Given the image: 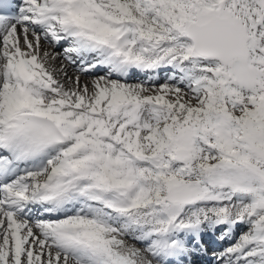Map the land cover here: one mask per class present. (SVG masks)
Returning <instances> with one entry per match:
<instances>
[{
    "label": "snow or ice",
    "instance_id": "snow-or-ice-1",
    "mask_svg": "<svg viewBox=\"0 0 264 264\" xmlns=\"http://www.w3.org/2000/svg\"><path fill=\"white\" fill-rule=\"evenodd\" d=\"M216 231L264 264V0H0V264H192Z\"/></svg>",
    "mask_w": 264,
    "mask_h": 264
},
{
    "label": "bare ground",
    "instance_id": "bare-ground-1",
    "mask_svg": "<svg viewBox=\"0 0 264 264\" xmlns=\"http://www.w3.org/2000/svg\"><path fill=\"white\" fill-rule=\"evenodd\" d=\"M43 48H44V46H43ZM43 50H45V51H48L49 53H51V54H54L56 57H57V59H56V61H59V62H57V63H55L56 61H54V62H52V67L53 68H59V67H61V65L63 66V67H66L67 68V72H68V75L69 76H74L75 75V70H74V68H72L71 66H69L65 61H64V59H63V57L61 56V54L60 53H57V52H55V49H53V48H46L45 47V49H43ZM60 63V64H59ZM57 78L58 79H60L61 77L58 75L57 76ZM89 78V77H88ZM87 77H84V76H81V79H82V81H84V80H87V81H91V80H89ZM133 81H135V80H133ZM238 230V233L237 234H239V231H240V229H237ZM212 259H207V261L205 262V264H212ZM216 262H217V260L215 259V264H216Z\"/></svg>",
    "mask_w": 264,
    "mask_h": 264
},
{
    "label": "rangeland",
    "instance_id": "rangeland-1",
    "mask_svg": "<svg viewBox=\"0 0 264 264\" xmlns=\"http://www.w3.org/2000/svg\"><path fill=\"white\" fill-rule=\"evenodd\" d=\"M54 55V54H53ZM56 61V60H55ZM57 62H59V61H56L55 63H57ZM60 64V63H59ZM62 66V65H61ZM89 80H93L92 78H88ZM129 83V82H128ZM129 84H135V83H129Z\"/></svg>",
    "mask_w": 264,
    "mask_h": 264
}]
</instances>
